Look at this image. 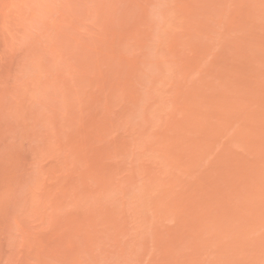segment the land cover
Instances as JSON below:
<instances>
[{
  "label": "rangeland",
  "instance_id": "374dc122",
  "mask_svg": "<svg viewBox=\"0 0 264 264\" xmlns=\"http://www.w3.org/2000/svg\"><path fill=\"white\" fill-rule=\"evenodd\" d=\"M0 264H264V0H0Z\"/></svg>",
  "mask_w": 264,
  "mask_h": 264
}]
</instances>
